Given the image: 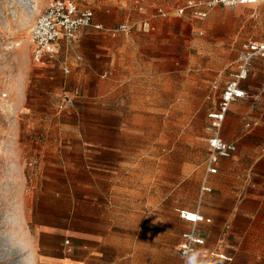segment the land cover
<instances>
[{
	"label": "rangeland",
	"instance_id": "rangeland-1",
	"mask_svg": "<svg viewBox=\"0 0 264 264\" xmlns=\"http://www.w3.org/2000/svg\"><path fill=\"white\" fill-rule=\"evenodd\" d=\"M50 1L0 0V264H40L34 226L57 219L100 236L113 264H181L192 227L180 211L210 218L195 232L227 260L209 264H264V59L230 105L237 151L200 194L207 114L241 45L264 39V6L197 20L175 17L176 0H77L104 27L132 30L84 29L35 63L29 37ZM65 95L72 107L58 112Z\"/></svg>",
	"mask_w": 264,
	"mask_h": 264
},
{
	"label": "built area",
	"instance_id": "built-area-1",
	"mask_svg": "<svg viewBox=\"0 0 264 264\" xmlns=\"http://www.w3.org/2000/svg\"><path fill=\"white\" fill-rule=\"evenodd\" d=\"M260 4L264 6V0H186V2L174 9L176 16L188 14L191 18L203 20L215 7L235 8L241 5ZM158 16L165 17L167 13L159 8L156 11ZM143 31L151 30L149 21L146 19L139 25ZM93 28L98 32H106L115 36L117 33H128L132 26L127 23L118 25L116 28L108 29L100 23L94 22V13L90 8H80L77 0H51L44 11L38 16L31 30L29 42L31 45V56L35 63L52 61L58 53L60 43L70 44L75 42L82 29ZM254 58H264V39L261 41H250L244 44L241 52L236 57L230 74V78L223 88L217 109L208 114V123L205 132L208 135L209 154L206 160V175L217 173V164L222 159H230L236 152L233 143L225 142L221 136L222 124L232 103L246 96L240 88L241 82L245 81L250 73L251 63ZM67 74L69 70L64 68ZM72 97L65 95L58 112L72 107ZM246 128H249L247 126ZM204 178L200 187V194L211 192L210 187ZM179 217L188 222L193 228L202 222L204 217L199 213L180 211ZM222 239L218 245L221 246ZM204 245V240L198 238L194 231H187L181 234L178 245V256L183 264H207V258L196 257L199 248ZM210 257L217 256L220 259H227L223 254L212 251ZM195 257V258H194Z\"/></svg>",
	"mask_w": 264,
	"mask_h": 264
},
{
	"label": "crops",
	"instance_id": "crops-1",
	"mask_svg": "<svg viewBox=\"0 0 264 264\" xmlns=\"http://www.w3.org/2000/svg\"><path fill=\"white\" fill-rule=\"evenodd\" d=\"M185 2H186V0H183L182 2H179V0H176L175 4L173 6L174 7L173 9H175L178 6L183 5ZM159 8L163 9L167 13V16H165V17L159 16V17L167 18L171 11H167L162 6H158L156 8V11ZM172 13H174V10H172ZM174 15H175V13H174ZM185 16L190 17L188 14H186ZM175 17H178V16L175 15ZM94 22L99 23V22H96L95 19H94ZM100 24H102V23H100ZM150 26L152 27L151 30H153L154 29L153 25L150 24ZM88 29H93V28H88ZM82 30H84V29H82ZM250 41L251 40H248L241 45L239 52L237 53L236 57L241 52L242 46L244 44L250 42ZM62 44L63 43H60V46ZM60 46H59V48H60ZM236 57H235V59H236ZM235 59L231 63H229V65L227 66V69L229 71V78H230V74L234 70L233 63H234ZM259 60H262V59L254 58L252 63H251V67L254 63H256L255 61H259ZM251 67H250V71H251ZM249 75H250V73H249ZM229 78H228V80H229ZM228 80L225 82L224 86L222 87L221 92H222L223 88L225 87L226 83L228 82ZM244 83H245V81L241 82L240 88L245 92V94L247 96L248 87ZM221 92H220V95H221ZM244 98H242V99H244ZM219 99H220V97H219ZM216 109H217V107H216ZM216 109L212 110L211 112L215 111ZM229 109H230V107H229ZM228 112H229V110H228ZM228 112H227L225 120L222 124L220 136L225 142L235 144V142H231L232 137L230 136V133H229V128L233 125V118L228 114ZM208 114H207V116H208ZM207 123H208V118H207ZM207 123H206V125H207ZM247 126H249V128H246ZM256 126H257V123L254 121L251 123H247L245 125V128L250 130ZM204 130H205V128H204ZM235 146H236V144H235ZM207 147H208L207 148V157H208L209 150H210L209 144H208V135H207ZM236 151H237V146H236ZM207 157H206V160H207ZM223 161H225V159H222L218 162V164L216 166V168H217L216 174H218L219 167L222 165ZM216 174H214V175H216ZM214 175H206V165H205V177L204 178H207L208 176H214ZM207 184L210 187V189L212 190L208 181H207ZM186 212H189V211H186ZM190 213H198V212H190ZM178 217H179V215H178ZM203 217H205V216H203ZM205 218L208 221H210V218H208V217H205ZM179 219H180V217H179ZM180 220L187 223L188 225H190L185 220H182V219H180ZM207 220H206V222L204 221V223L203 222L202 223L203 224L208 223ZM202 223H200V224H202ZM34 227H35L34 230L36 232V236H35L36 238L34 239V243H35L34 246L37 247L35 252L39 256V263L40 264H113L112 257L110 256V257H108L109 259H107V255L105 253H103V250L99 249V246H106V243L94 244V242L96 243V242L101 241L100 236H98V235L94 236L92 234H89L86 231H81L79 229L77 230L76 228H71V227H64V220H61V222H60L58 219H57V221L39 222ZM195 227L194 228L192 227V229H189V230L187 229V230L181 232L179 235V239H178V243H177V257H178L181 264H183V263L178 256V245L180 243V236L182 233L187 232V231H191V230L194 231V234L198 238H201L204 240V245L199 248V253L196 257L207 258V264H209L210 259H212V257L209 256V253L214 251V250L211 251L210 249L206 248L205 238L202 237V235H199L195 232ZM63 238H66V239L62 242ZM217 244H218V242H217ZM218 251H219V253H221L225 257H227L226 254H224L222 251H220V250H218ZM213 257L220 259L217 256H213ZM221 260H225V259H221ZM190 264H193V263H190Z\"/></svg>",
	"mask_w": 264,
	"mask_h": 264
}]
</instances>
